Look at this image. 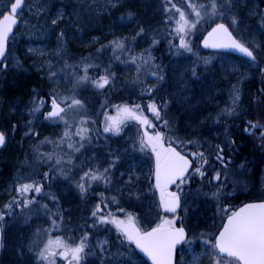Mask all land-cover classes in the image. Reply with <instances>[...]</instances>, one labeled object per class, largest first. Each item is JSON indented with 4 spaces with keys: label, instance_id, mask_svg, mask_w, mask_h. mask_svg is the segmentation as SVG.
<instances>
[{
    "label": "trees",
    "instance_id": "obj_1",
    "mask_svg": "<svg viewBox=\"0 0 264 264\" xmlns=\"http://www.w3.org/2000/svg\"><path fill=\"white\" fill-rule=\"evenodd\" d=\"M114 2V5H109L106 11L98 15L100 21L97 25L89 23L85 27L73 15L74 11L69 5L60 3L63 14L52 25L51 34L45 41L48 55L47 60L41 63V69L28 66L25 71L11 72L0 85V116L3 129L8 135L6 146L0 153V212H4L5 205L14 198H19L17 188L21 184L33 181L44 184L34 203L27 208H17L1 222L4 224L7 219L16 226L21 224L23 229L29 227L34 234L36 219L47 220L49 224L55 219L57 225H63L71 224L70 218H79L82 219L77 221L80 222L81 233H104L116 228L115 225L107 224L99 229L87 226L92 222L91 212L97 203L103 201L101 207L105 203L108 207L102 214H111L109 218L125 219L130 214L136 224L140 225L139 221L146 219L150 227L160 224L165 218H175V226L183 225L188 230L192 229L197 244L200 238L214 242L225 216L246 202L264 200V148L260 147L264 145V139L260 138L261 132H264V59H256L259 67L256 71H243L239 76L231 78L230 82H224L225 89L219 95L213 93L206 97L200 107L199 123L191 129L184 127L187 111L179 112L182 110L173 101L170 83L172 68L176 61L186 59L189 63L191 92L199 98L205 93L200 87L202 83L208 82L217 57L215 53L204 52L199 46L201 37L212 24V20L209 21L210 15H204L202 11L203 18L196 23L195 28L188 31L186 40L192 49L188 52L173 47L179 44V36L173 32L178 26L179 14L175 13L174 19L166 23L162 10L165 0ZM197 2L208 4L210 0ZM178 6H182L190 24L196 22L197 18L186 5L178 3ZM251 6H256L257 13L254 16L247 13ZM232 16L237 19L236 25H231ZM220 21L228 24L234 33L238 25L245 21L251 29L264 33V0H239V7ZM61 33L63 39L58 42ZM132 57L136 58L135 63H132ZM205 60L209 62L205 63ZM85 64L91 65L88 68L90 77L104 75L105 69L113 73L111 86L97 90L78 85L76 78L84 74ZM193 68L195 76L192 74ZM154 73L162 74L164 79L159 80ZM150 88L155 90L152 97L146 95ZM234 92L240 99L235 105V111L229 116L226 110L233 107ZM53 96L58 101L68 103L72 97L82 100L83 108L77 106L68 110L69 128L62 121L45 119L50 110L49 98ZM153 98L158 106L167 102V107L161 110V117L168 120L170 127L157 121L147 110L146 105ZM40 100L44 101L42 105ZM136 104L141 105L142 115L148 117L155 127L146 128L138 121L124 118L117 112V106L134 108ZM105 113L124 119L119 135L103 133ZM81 120L88 121L85 125L89 129L85 133L86 139L80 141V137L75 135L71 140L65 138V131L74 132L80 127ZM249 122L260 125L258 129L250 130L251 134L245 131ZM145 131L149 135L159 131L165 147L174 145L187 155L192 151H202L209 161L204 166L207 175L201 177L191 171L189 182L180 189H174L182 200L181 209L176 215L169 216L163 211L154 184V173L129 186L131 198L128 200L113 197L118 182L112 185L92 182L87 192L81 193L76 186L79 178L74 181L78 177L76 171L83 172L89 167L97 169L96 164L84 165L83 160L85 154H94L97 145H106L108 151L105 153L113 157H117L118 149L125 148L127 156L148 161L154 172L155 154L150 146L141 148V142L146 141ZM127 134L132 136L131 141H125ZM192 141L195 143H190ZM76 142L85 145L79 152L68 148L69 143ZM216 145L224 148L226 160L230 158L225 186L219 189L209 183L214 170L225 171L214 158ZM69 158L71 163L55 164L57 159L66 161ZM200 163L197 159L194 167ZM61 168L71 170L67 179L61 173ZM45 172L49 173L47 180L43 178ZM11 180L15 182L12 191H5L1 195ZM68 184L72 191L70 193H66ZM33 195L30 193L28 198L31 199ZM208 204L214 209H207ZM189 216H192L191 222L187 219ZM212 219L213 225L210 224ZM56 230L55 227L53 231ZM116 231L118 234L119 230ZM40 233L45 235V239H53L49 228H43ZM30 234L27 238H30Z\"/></svg>",
    "mask_w": 264,
    "mask_h": 264
},
{
    "label": "snow or ice",
    "instance_id": "obj_2",
    "mask_svg": "<svg viewBox=\"0 0 264 264\" xmlns=\"http://www.w3.org/2000/svg\"><path fill=\"white\" fill-rule=\"evenodd\" d=\"M181 5H186L187 9L191 10V14H194L197 18L196 22L190 24L186 17L185 11L182 10ZM239 7V0H210L208 4L198 3L197 0H165L163 4V12L165 13V22L174 19V14H179L178 26L173 29V32L179 36V44L173 45L178 49H184L191 52L189 43L186 40V36L190 29L196 27V23L203 18L204 15L211 14L213 18L219 17L225 19L227 14L233 12L234 8ZM26 8L25 0H9V10L7 14L0 13V66L7 67L2 62L6 59L5 53L7 50V42L10 34L13 32L14 26L18 23V17L23 15ZM57 19L52 20V24L55 25ZM237 19L235 16L231 18V25H236ZM143 31V30H141ZM172 35V33H169ZM63 33L58 37V42L62 41ZM156 43V42H154ZM122 48L123 45H117ZM204 48L211 49H226L233 50L241 53L249 60L255 62L256 56L254 51L245 44L236 39L232 32L229 30V25L224 22L215 24V27L208 33L207 38L203 41ZM149 59L151 54L149 53ZM136 62V58L132 57V63ZM209 61L205 60V63ZM91 65L85 64L83 66V75H78L76 80L78 85L85 87H94L97 90H104L111 86L113 73H110L105 69V74L100 75L98 78L90 77L88 75V68ZM192 74L195 76L196 72L193 68ZM52 75H56L52 73ZM159 80H163L162 74L154 73ZM155 90L148 89L146 95L152 97ZM240 97L237 93H233L231 110H226L230 116L235 111V105L239 101ZM39 103L42 105L43 100ZM50 110L46 113L45 119L52 120L53 122L62 121L66 128H69L67 113L68 110L75 109L77 106L83 108L84 105L81 99L72 97L70 103L66 101H58L56 97L49 98ZM62 103L64 106H61ZM163 107H167V102L158 106L156 100L153 98L146 105L147 110L156 118L157 121H161L166 127H170L167 119L161 117V110ZM39 111V108L35 109ZM143 109L140 104H136L134 108L127 106H117L118 114H122L124 118H129L138 121L146 128L155 127L152 121L148 117L142 115ZM63 114V115H62ZM105 115V123L103 127V133H111L113 135H119L121 132V125L124 123V119L118 116ZM88 124L87 120L80 121V127L74 132L65 131L64 137L71 140L72 136H79L80 141L86 139L85 133L88 132V128L85 125ZM260 125L246 124L245 131L251 134V131L258 129ZM251 130V131H250ZM146 141L141 142V148L151 147V151L155 154V172H154V184L155 188L159 191V202L165 213H176L180 208V195L176 191H169L170 185H176L178 189L182 185L188 183L190 180V172L199 174L201 177L207 175V171L204 166L208 165L209 161L205 159L202 151H192L189 155H183L178 152L174 147L169 144L165 147L164 138L158 131L153 135H149L147 131L144 132ZM260 138L264 139V132H261ZM6 142V137L3 132H0V147H3ZM190 143H195L194 141ZM85 145L81 142L69 143L68 148L75 152H79ZM264 148V145H260ZM217 149L215 153V160L219 162L221 167L225 169L224 172L214 170L209 183L214 184L218 189L225 186V180L227 179V168L230 163V158L227 160L224 156V148L220 145H216ZM199 160L201 163L194 167V162ZM62 163H71V159L64 161L57 159L56 165ZM115 161L109 163L108 167L103 168L102 171L93 169L91 167L88 170L83 171L77 181V188L81 193H86L88 188L92 186V182L103 181L105 183H111L110 172L115 167ZM64 178H68V172L70 169H60ZM49 176L48 172L43 174L44 180H47ZM223 177V179H222ZM131 177L129 178V182ZM44 188V184L37 183L35 181L31 183H23L17 188V195L19 198H14L12 202L5 205V211L0 212V221L5 220L6 215H12L17 208H27L30 204L35 202L36 196L41 194ZM125 191H131L130 188H125ZM30 193H34L31 199L28 198ZM103 196V193L100 194ZM215 195V194H214ZM53 199H55L53 197ZM118 203V201H116ZM103 203V201H101ZM101 203H97L95 209L91 212V224L87 225L90 228L99 229L101 226L107 224H113L119 230L121 235L130 243L134 244L136 248L140 249L145 255H147L152 264H174V253L176 246L180 244H191L193 240L185 232L184 227H175V218H165L160 224L152 228L150 231H141L137 227L134 218L129 214L126 220L116 219L114 217L103 215V211L108 205L105 203L103 208ZM47 208V205H44ZM123 211V209H120ZM52 225L55 228L57 221L54 219ZM90 233L84 232L81 235L80 241L75 246L66 244L63 240L57 238L56 240H48L47 244L38 252V259L41 261H48L49 264H55L54 258L59 256L62 259L68 261V264H81L85 255L91 253L85 252L86 248H89ZM104 242H97L99 248V254L97 256L100 259L101 264H112L111 259L106 257L111 256L109 250L104 247ZM205 245H210L212 249L216 250L215 264H264V202L246 204L238 211L232 212L228 218L227 223L223 226L222 231L215 237L214 242L204 240ZM59 250V251H58ZM119 254V253H118ZM129 264V262H124Z\"/></svg>",
    "mask_w": 264,
    "mask_h": 264
},
{
    "label": "rangeland",
    "instance_id": "obj_3",
    "mask_svg": "<svg viewBox=\"0 0 264 264\" xmlns=\"http://www.w3.org/2000/svg\"><path fill=\"white\" fill-rule=\"evenodd\" d=\"M26 8L23 15L19 18V26L16 28L13 36L8 43V53L6 59L3 61L7 67L3 69L0 66V85L3 84L8 74L11 72L25 71L28 66L41 69V63L47 60L48 55L47 45L45 41L49 38L52 30V20L61 19L60 16L63 12L60 10V3H66L73 9V15L78 18L77 20L82 23V26L97 25L99 20L98 15L103 11H106L109 5H114V0H25ZM58 6V7H57ZM9 8V0H0V13H6ZM57 8V9H56ZM56 9V10H55ZM248 15H255L257 13L256 6H251L248 8ZM209 21L212 20L213 24L220 21L219 17L213 18L211 14ZM1 18V17H0ZM246 23V21H245ZM238 25V29L235 32L237 38L250 47L254 52L255 56L260 60L264 59V33L255 29H251L246 24ZM215 66L212 69L208 82L202 83V87L205 93L202 96L196 97L191 92V80L188 76L190 74L189 63L186 59L178 60L173 64L172 70V84L173 92L172 98L175 102L177 108L186 112V117L184 121V127H189L190 129L199 123V111L201 105L205 103L206 97L210 94L219 95L225 89L224 82H230L231 78L239 76L243 71L258 69L256 62L236 59L234 56L229 54H216ZM5 113V112H4ZM183 117V115H182ZM3 123L1 122L0 116V132H3L6 137H8L5 129H3ZM132 136L127 134L125 136V141H131ZM106 145H97L94 149V154L83 156L84 165L89 163H94L96 170L102 171L103 168L108 167L109 163L115 161V167L111 169L110 176L112 182H118V189L116 190L114 198H124L128 200L131 198V193L125 191L124 189L129 186L134 185L142 177L148 178L153 174L151 164L146 160H135L132 156H127V150L125 148L118 149L117 157L105 153L108 151ZM82 149V148H81ZM112 158V160H111ZM155 169V166H154ZM83 172L81 170L76 171L77 181L79 175ZM131 181L129 182V178ZM102 183L103 181H96ZM13 180L6 186V190L1 191V195L5 191L11 192L13 189ZM70 184L67 185L66 193L72 192L70 189ZM118 200V199H117ZM207 209L212 208L211 204L206 205ZM68 210V209H67ZM66 210V211H67ZM196 210V208H195ZM218 212V211H217ZM222 214V213H221ZM213 215L211 217L213 218ZM188 221L191 222L192 216H189ZM37 228L35 233L27 229H23L21 224L16 226L14 223H9L6 219L4 226V240H3V253L1 264H45L47 262L38 259V252L47 244L48 240L45 239L40 230L43 228H49L53 231L54 227L52 223L46 222L47 220L36 219ZM22 223V220H19ZM140 228H149L148 221L142 219L139 221ZM214 220L212 219L210 224L213 225ZM49 224V225H48ZM192 224V223H191ZM34 226V224H33ZM59 233L65 231V235H57L59 238H70L67 233H70L71 225L65 223L63 225H56ZM39 229V230H38ZM190 238L193 240L191 244H185L181 250H179V255L177 257L178 264H213L215 262L216 254L214 255V249L210 245H205L203 239H199V243H196V237L193 235L192 229L189 230ZM26 233V234H25ZM32 235H31V234ZM30 234V238L28 237ZM119 237L122 236L118 231ZM109 236L102 237L99 242L107 241L104 247L108 250L109 246ZM55 239V237H53ZM51 239V240H53ZM34 246V248H33ZM74 246V245H70ZM29 249V250H28ZM32 249L35 251L33 252ZM112 255V254H111ZM111 256L106 257L110 259ZM100 260V259H99ZM98 264V263H97ZM101 264V261H100Z\"/></svg>",
    "mask_w": 264,
    "mask_h": 264
},
{
    "label": "flooded vegetation",
    "instance_id": "obj_4",
    "mask_svg": "<svg viewBox=\"0 0 264 264\" xmlns=\"http://www.w3.org/2000/svg\"><path fill=\"white\" fill-rule=\"evenodd\" d=\"M122 220H126L127 218ZM71 225L70 233H67L70 238H59L57 235L63 236L65 235V231L63 233H59L57 231H52L51 237H55L63 240L68 245H76L79 243L82 233L80 232V222L77 223V221H80L82 219L79 218H70ZM56 229H58L56 227ZM117 228L106 230L104 233H93L90 235L89 238V248L85 249L86 253H89L91 250V253L88 255H85L84 259L81 261V264H100V260L97 258L99 254V248L97 247V242L100 241L102 237H105L107 234L109 236V253L111 255L112 264H124V262H129V264H147L135 251L134 244H130L123 236H120L117 234L116 231ZM143 231L144 229H140ZM59 251V250H58ZM119 253V254H118ZM55 264H68V261L62 259L61 257L57 256L54 258ZM49 262L47 261V263ZM215 264V263H213Z\"/></svg>",
    "mask_w": 264,
    "mask_h": 264
},
{
    "label": "water",
    "instance_id": "obj_5",
    "mask_svg": "<svg viewBox=\"0 0 264 264\" xmlns=\"http://www.w3.org/2000/svg\"><path fill=\"white\" fill-rule=\"evenodd\" d=\"M8 10H9V8H8ZM8 12V11H7ZM7 12L5 13V14H7ZM0 19H2V17L0 18ZM217 23H219V22H217ZM216 24V23H215ZM215 24H213L211 27H209V29L205 32V34L203 35V37L201 38V40H200V43H199V45H200V47L204 50V51H207V52H215V53H227V54H231V55H234V56H237V57H240V58H243V59H246V60H248V61H251V60H249L247 57H245V56H243L241 53H239V52H236V51H233V50H226V49H211V48H204L203 47V41H204V39L205 38H207V35H208V33L212 30V28L213 27H215ZM19 26V18H18V23H17V25L16 26H14V28H13V32H12V34H10V36H9V40L11 39V37L13 36V34H14V32H15V30H16V28ZM229 30L232 32V30L229 28ZM232 34H233V36L236 38V39H238L235 35H234V33L232 32ZM9 40H8V42H7V50H6V53H5V56H7V53H8V43H9ZM239 40V39H238ZM240 41V40H239ZM241 42V41H240ZM242 43V42H241ZM244 44V43H243ZM245 46H247V45H245ZM248 47V46H247ZM250 48V47H249ZM251 49V48H250ZM252 50V49H251ZM255 55V54H254ZM253 62V61H252ZM3 64H5L4 62H2ZM3 69H6V67H2ZM6 137V136H5ZM7 141V140H6ZM6 146V142H5V145L3 146V147H0V152L2 151V149L4 148ZM172 146V145H171ZM172 147H174V146H172ZM178 152H180L181 154H183V155H185L184 153H182L180 150H178L176 147H174ZM189 172H191V169L189 170ZM176 185H170V187H169V191H171V189H173L174 187H175ZM157 190V189H156ZM157 193L159 194V191L157 190ZM261 202H264V201H253V202H247V203H245V204H243V205H241L240 207H238L235 211H238L241 207H244L246 204H251V203H261ZM180 206H181V200H180ZM179 209L180 208H178L177 209V212L179 211ZM176 212V213H177ZM176 213H167L168 215H175ZM228 218V217H227ZM227 218L225 219V221H224V223H223V225H222V227H221V229L219 230V232L220 231H222V229H223V226L227 223ZM154 227H156V226H154ZM154 227H151L150 229H148V230H146V231H150L152 228H154ZM175 227H177V228H179V227H184V226H175ZM184 229H185V232L188 234V231H187V229L184 227ZM218 232V233H219ZM218 233H217V235H218ZM216 235V236H217ZM183 244H180V245H177L176 246V250H175V253H174V264H177V254H178V250H179V248L182 246ZM134 247H135V245H134ZM135 250L137 251V253L148 263V264H152V261H151V259L147 256V255H145L143 252H141L140 251V249H138V248H136L135 247ZM1 253H2V227H1V223H0V258H1Z\"/></svg>",
    "mask_w": 264,
    "mask_h": 264
}]
</instances>
